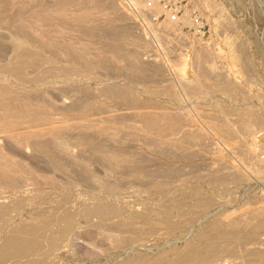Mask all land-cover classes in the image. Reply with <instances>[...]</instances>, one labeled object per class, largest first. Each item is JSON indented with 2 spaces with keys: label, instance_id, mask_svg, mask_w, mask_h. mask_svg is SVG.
Segmentation results:
<instances>
[{
  "label": "rangeland",
  "instance_id": "obj_1",
  "mask_svg": "<svg viewBox=\"0 0 264 264\" xmlns=\"http://www.w3.org/2000/svg\"><path fill=\"white\" fill-rule=\"evenodd\" d=\"M85 1L90 10H105L110 6L111 10L121 11V19L112 22V29L101 21L102 27L99 21L96 28L101 31L95 30L97 33L94 31L93 35L88 34L90 36L83 35L79 26L71 29L73 41H70L76 44V49L88 46V59L96 65L89 68L91 70H85L81 63L67 65L72 72L69 75L74 84L71 89L76 86L79 90L73 92L72 89L73 94H53L44 88L49 94L43 90V96H48L45 99L53 103L64 96L67 101L70 100L68 96L86 98L92 101L94 108L102 111L143 105L141 107H149V110L180 112L183 117L166 120L165 140L168 143L163 147H150L146 140L138 139L135 143L141 154L129 152L126 155L120 148L126 138L118 137L117 147L103 145V153L117 152L121 159L135 160L131 169H126L124 161L118 166L97 158L90 150L91 143L97 141L64 139L61 144L69 148L75 161L70 159L69 166L59 170L48 153L16 147L1 140L2 152L21 163L25 167L21 174L27 173L30 177L20 174L23 186L18 181L15 189L0 188V210L7 215L1 221L0 243L3 232L36 241L48 258L42 261L27 259V264H105L116 259L117 248L127 243L124 237L134 235V245H160L168 249L164 253L166 256H173L183 247L185 237H195L210 219L226 218L228 211L242 218H259L258 213H264V0H130L139 8L136 15L131 14L124 0ZM171 12L177 16L175 21L169 19ZM88 24L91 27L93 23ZM16 36L20 37L7 19L1 17L0 58L7 56ZM60 53L64 55L63 51ZM133 59H138L137 62L141 61L145 67L150 60L144 71L146 76H133L128 71ZM1 71L0 68V74ZM10 83L0 76V86ZM108 86L113 90L119 87L118 92L125 93L127 99L108 98L105 92L102 95L100 91ZM76 90L80 91L79 95ZM86 91L90 96L85 97ZM56 113L55 117L61 113L62 118L74 117L66 111ZM197 130L207 143L192 139ZM180 138L181 141H175ZM58 149L53 148L58 157H63ZM223 161L229 162L236 171L229 174L222 169ZM46 178L54 182H45ZM183 195L185 201H182ZM202 203L211 209L200 213V228L196 224L192 232L177 226L166 227V231L160 229L165 224L191 218V209H198ZM194 210L192 213L198 214L199 211ZM67 212L73 217L70 229L65 237L57 239L55 232L61 223L58 218L49 216ZM45 224L50 227H43ZM177 238L181 240L176 241ZM51 242L56 250L49 254ZM239 254L235 255L239 259L225 256L226 262H244L247 256L242 258L244 253H241L243 256ZM134 255L132 253L129 258ZM260 256L248 257L251 261L245 260V263L256 264L258 260L259 264V261L264 264V254Z\"/></svg>",
  "mask_w": 264,
  "mask_h": 264
},
{
  "label": "bare ground",
  "instance_id": "obj_2",
  "mask_svg": "<svg viewBox=\"0 0 264 264\" xmlns=\"http://www.w3.org/2000/svg\"><path fill=\"white\" fill-rule=\"evenodd\" d=\"M133 4L135 5V2H133ZM112 5L113 4L111 2V6ZM110 8L112 7L109 6V8L105 10H94V8L90 10L87 6V1L85 0H0V18H6L8 24L12 26L13 29H15L20 35L19 38H17L18 35L16 36L17 39L14 40L13 46L7 56L0 58V68L2 70L0 76L7 78L8 81L11 82L8 85L0 86V141H7V143H11V145L13 144V146L20 148L23 147L27 149V147H29L37 152H46L55 167L59 170L64 167H68L70 159L74 160L69 148L61 144L64 139H76L80 142L97 141L95 143L92 142L93 144L91 143L90 146V150L98 156L97 158H99L102 162L111 165L117 164L118 166L121 165V161H124L126 165L125 167L128 166L126 169L134 167L136 161L129 158L126 159V157L122 158V160L121 155L113 151V153H103V145H110V147L112 145L114 147V145L116 146L115 143L118 137L126 138L123 139L122 146L120 147L123 149L122 152H126V155L130 153L137 155L141 154L139 145L135 143L138 139L146 140L150 147H163V145L168 143V141L165 140L167 132V129L165 128L166 120L172 117L178 119L182 118L183 116L180 112H178L179 114H172L159 109L149 110V107H147V109L141 107L143 105H139V107L137 105L135 107L128 106L123 109L120 108L121 110L116 111H102L99 107L98 109L94 108L92 101L85 100L86 98L83 97L84 95L82 96L84 100L73 96L70 98L68 96L67 99L70 100L67 101L64 99L67 96H64L61 100H58V102L52 103L49 98V101L45 99L48 96L45 97L42 94L44 93V88L49 90V92H54L53 94L56 92L59 94L70 92L71 94L72 89H74L73 92L75 89L79 90L76 86H73L71 89V86L74 84H72L70 79L71 77L69 78L70 73L72 74V72H70L71 67H67V65H70L71 63H75V65L76 63H81L80 65H82L85 70H91L89 68H92V66L94 64L96 65V63L90 60L91 58L88 59L89 56L86 51V47L88 46L76 49V44L75 46L73 45V34L72 36L70 34L73 33L71 29H74V26H79L78 30L82 29L84 32H82L83 35H93L94 31L97 30L96 27L100 25L101 21L103 24H108L109 28L112 29V22L121 19L122 13L120 14L121 11L118 13L117 10H111ZM98 14L103 16L100 17ZM92 15L95 17L93 18ZM123 15L125 14L123 13ZM99 17L102 20H100ZM122 17L125 19L124 16ZM102 22L101 26L103 27ZM88 23H90V25L91 23L93 24L91 27H88ZM101 26H99V28ZM102 27L101 29L103 30ZM97 31L99 32L101 30L98 29ZM126 32L129 33V29L126 30ZM102 33L103 32H101V34ZM115 50L120 51L119 48H116ZM60 51H63L64 55H62ZM47 52H49V55H46ZM135 61V59L132 60L130 64L131 66H129V70H127L133 76H146L144 75V71L146 70L147 64L150 60L147 64L145 63L146 67L141 65V61L138 63V59V62ZM96 62L100 63L101 60ZM84 69L82 72L85 71ZM74 73L76 74L75 71ZM75 74L74 76L72 75L74 80L76 78ZM226 77H224V79H226L225 81L228 79ZM109 86L107 89H104V91L99 90L100 93L105 92L108 95V98L113 97L114 99L121 96L120 99H127L125 95H123L125 93H121V91L118 92L119 87H117L118 90L116 91V87L113 90L112 87L110 88ZM78 90H76V92L79 95L80 91L78 92ZM85 90L87 89L85 88L84 91ZM45 93H47V91ZM86 93L87 91L84 93L85 97L86 95H89ZM59 96L55 98L57 99ZM61 96L63 95L61 94ZM120 99H117V102H120ZM126 102L127 100H125V103ZM130 102H128V105L131 104ZM95 103H97V101L94 102V104ZM120 105L122 106V104ZM59 111H66L68 114L74 115V117L71 118L67 115L68 118H62L64 117L63 115L62 117L60 116L62 113L59 115L61 118H58L59 116L55 117V113ZM152 131L157 132L158 134L154 135ZM194 134L193 136L191 134L193 140L198 141L201 139L207 143V139L201 131L199 132L197 130V133L195 131ZM184 137L185 136L182 138ZM182 138L175 141H181ZM55 146L60 148L58 149L59 151L63 152V157L61 156L62 158L58 157V154L53 150ZM87 147L89 150V146ZM111 150L116 151L118 149ZM83 151H85V149H83ZM77 164L78 163H76V165ZM80 167L83 168V166H79L78 168ZM23 168L25 169V167L21 166V163L7 157L0 148V188L1 186L2 188L6 186V189H15L14 187L16 185L18 186L21 182L20 179L23 176L25 177L27 174H21L23 172ZM78 168L77 170L79 171ZM222 169L229 174L236 171L235 167L227 161L222 162ZM83 170L86 171V169H82L81 171L83 172ZM25 171L26 170H24V173ZM20 174L22 175L21 178H19ZM31 174H33V172ZM33 176L37 178L35 173ZM38 179L39 178H37V180ZM41 179L43 180V178ZM45 180V182L48 183H52L53 181V179L47 178ZM24 181H26V179ZM42 183H44V180ZM21 185L23 186L22 182ZM181 197L182 201L186 200L185 195ZM179 200L181 201V198ZM215 206H217V204ZM197 207L200 209H192L194 211H199L197 212L198 214H196L199 218L195 217L196 215L193 214L194 212L192 213L193 210L189 208V211L191 209L189 215H195V218H192V216L191 218H182V220H179L176 224H165V226H162L160 229L162 231H166L164 230L166 227L177 226L179 228L181 227L185 231L192 232L191 228L199 223V219L201 220L200 213H203V211L208 208L207 204L204 203ZM212 210L209 212H212ZM228 212L229 216L227 215L226 218L218 217L213 218L212 220L209 218L210 221L207 220L208 222L204 225L202 224V227L198 224L199 227H197L201 228L198 233L194 235L195 237H191L189 239H186L185 237L183 247L179 253H176L173 256H166L164 253H166L168 249L166 248V250L164 248H160L161 246H156L157 244L155 246L141 243L134 245L133 235L123 238V240L127 243L117 248L119 249V254L117 253L118 256L116 255V259H111V262L109 261L105 264H113L117 262H121L123 264H229L226 262V259L231 258V256H233L232 259H234L235 255L238 253H244V256L241 254L243 256L242 258H244L245 255L247 258L243 260L244 262L239 263V261H241L239 260L237 263L246 264L245 260H249L248 257H252L251 259H253L255 256L258 258V256L264 254V213H258L260 215L259 218H242L243 216H239L236 211L235 214L237 215L232 214L234 211ZM98 214H101V212H98ZM183 215H185V213ZM6 216H4V211L0 210V231L3 227L1 221L3 218H6ZM49 218H58L61 223V227L55 232L57 239L65 237L71 226V218H73L72 214L70 212L63 213L61 215L51 213ZM43 227H50V225L45 224ZM183 235H186V233ZM114 240L119 241V239ZM177 240L178 238L176 241ZM51 243V251L49 254L55 252L56 250L54 242ZM39 248L40 246L34 240H25L20 236H14L3 232L0 243V264H27V262H29L28 260L42 261L48 258V254H45ZM132 253H135L134 258H129ZM225 256H228V258ZM259 258H261V256ZM251 259L249 261H251ZM256 261V264H259L258 260ZM259 262L261 264L262 261Z\"/></svg>",
  "mask_w": 264,
  "mask_h": 264
},
{
  "label": "built area",
  "instance_id": "obj_3",
  "mask_svg": "<svg viewBox=\"0 0 264 264\" xmlns=\"http://www.w3.org/2000/svg\"><path fill=\"white\" fill-rule=\"evenodd\" d=\"M124 5L131 12V14H133V15L139 14L138 13L139 8L136 5L132 4V2L130 0H124ZM133 5L137 8H135ZM169 19L172 21H175L177 19L176 14H174V12H171V14L169 15Z\"/></svg>",
  "mask_w": 264,
  "mask_h": 264
}]
</instances>
